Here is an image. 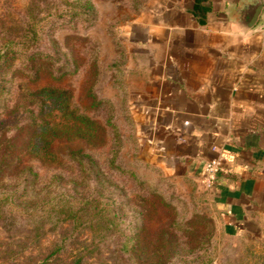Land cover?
Listing matches in <instances>:
<instances>
[{
    "label": "rangeland",
    "instance_id": "rangeland-1",
    "mask_svg": "<svg viewBox=\"0 0 264 264\" xmlns=\"http://www.w3.org/2000/svg\"><path fill=\"white\" fill-rule=\"evenodd\" d=\"M27 1L0 0V14L5 12L6 6H10V12L18 13ZM34 1L42 20L36 48L44 52L56 50L53 60L59 64L63 58L67 65V77L54 84L69 89L71 104L96 118L103 128L98 139L85 146L80 141L57 143L58 156L83 147L98 164V167L89 165L86 173L89 178L86 176L82 182L83 173L79 167L65 163L72 173L62 171V187L74 185L80 190L84 183L87 191L94 193L98 172L104 199L111 198L120 203L129 213L143 210L147 195L156 203L147 217L151 231L177 230L182 234L187 229L206 233L208 243L196 246L213 251L212 264H264L262 239L248 240L245 234L228 233L217 218L207 189L160 166V156L155 153L158 146L152 143L157 130L152 117L146 115L144 105L139 102L144 86L150 83L151 54L160 51V27H165L167 20L170 22L176 17L182 22L187 21L190 18L188 10L175 6L177 0H90L94 11L85 7L84 0H79L77 7H74L77 0ZM179 1L185 7L192 2ZM78 9L85 14H76ZM47 80L44 78L40 83ZM93 97L100 105L92 103ZM10 127V123L3 125L0 135ZM159 145L162 146V141ZM114 165L133 171L135 178L120 173ZM46 169H40L41 178L49 176L45 174ZM152 193L155 196L151 197ZM157 201L166 204V208L162 209ZM128 223L133 226L135 222L128 218ZM70 229L69 222L63 223L48 232L40 246L19 242L20 236L24 235L20 232L14 235L13 245L20 244L18 249H21L26 244L24 251L47 253L51 245ZM7 236L8 232L0 231L1 246L6 243ZM88 238L89 233L83 232L75 243L68 245L66 253L77 250ZM181 239L184 240L183 236ZM115 248L113 241L105 243L93 257H88L85 264H119ZM60 257L62 260L58 264H70L65 255Z\"/></svg>",
    "mask_w": 264,
    "mask_h": 264
},
{
    "label": "trees",
    "instance_id": "trees-1",
    "mask_svg": "<svg viewBox=\"0 0 264 264\" xmlns=\"http://www.w3.org/2000/svg\"><path fill=\"white\" fill-rule=\"evenodd\" d=\"M84 2L94 11L90 0ZM79 5L77 0L74 7ZM10 9L6 6L0 14V128L11 124L0 135V231L9 233L6 243L0 245V264H58L61 255L70 264H85L110 241L115 243L119 264H212L213 251L196 246L208 243L206 233L150 230L147 217L156 203L148 195L143 210L129 213L120 203L104 199L98 172L94 193H89L84 183L80 190L74 185L62 187V171L72 173L65 163L79 167L82 182L89 178L87 168L98 164L83 147L58 156L57 143L80 141L85 146L98 139L103 128L96 118L71 104L69 89L54 84L67 77V65L63 58L59 64L53 60L56 50L36 48L42 20L35 1H27L18 13ZM77 13L85 14L80 9ZM44 78L49 80L41 84ZM92 103L100 105L94 97ZM112 128L115 130L114 125ZM41 168H47L48 177L41 178ZM119 171L135 178L133 171ZM157 205L166 208L161 201ZM128 218L135 222L133 226L126 224ZM66 222L70 232L47 253L24 251L26 244L21 249L20 244L13 245L14 235L24 232L19 242L40 246L48 232ZM83 232L89 233L88 240L67 254L68 245Z\"/></svg>",
    "mask_w": 264,
    "mask_h": 264
},
{
    "label": "crops",
    "instance_id": "crops-1",
    "mask_svg": "<svg viewBox=\"0 0 264 264\" xmlns=\"http://www.w3.org/2000/svg\"><path fill=\"white\" fill-rule=\"evenodd\" d=\"M255 1L177 0L190 18L160 27L139 102L157 130L160 166L205 188V161L219 158L207 189L218 220L264 241V0L255 26H241Z\"/></svg>",
    "mask_w": 264,
    "mask_h": 264
},
{
    "label": "built area",
    "instance_id": "built-area-1",
    "mask_svg": "<svg viewBox=\"0 0 264 264\" xmlns=\"http://www.w3.org/2000/svg\"><path fill=\"white\" fill-rule=\"evenodd\" d=\"M222 170V161L219 158H210L205 161L201 183L206 189H211L216 183L217 175Z\"/></svg>",
    "mask_w": 264,
    "mask_h": 264
},
{
    "label": "water",
    "instance_id": "water-1",
    "mask_svg": "<svg viewBox=\"0 0 264 264\" xmlns=\"http://www.w3.org/2000/svg\"><path fill=\"white\" fill-rule=\"evenodd\" d=\"M263 0H256L253 4H251L246 14L241 22V26L244 30H248L253 28L258 20V16L261 12Z\"/></svg>",
    "mask_w": 264,
    "mask_h": 264
}]
</instances>
